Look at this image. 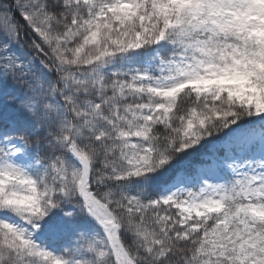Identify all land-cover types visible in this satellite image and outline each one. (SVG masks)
Masks as SVG:
<instances>
[{
    "label": "snow or ice",
    "instance_id": "snow-or-ice-1",
    "mask_svg": "<svg viewBox=\"0 0 264 264\" xmlns=\"http://www.w3.org/2000/svg\"><path fill=\"white\" fill-rule=\"evenodd\" d=\"M0 264H264V0H0Z\"/></svg>",
    "mask_w": 264,
    "mask_h": 264
},
{
    "label": "trees",
    "instance_id": "trees-1",
    "mask_svg": "<svg viewBox=\"0 0 264 264\" xmlns=\"http://www.w3.org/2000/svg\"><path fill=\"white\" fill-rule=\"evenodd\" d=\"M198 155L197 156H193V157H190L188 158V161H190L191 159H197Z\"/></svg>",
    "mask_w": 264,
    "mask_h": 264
}]
</instances>
